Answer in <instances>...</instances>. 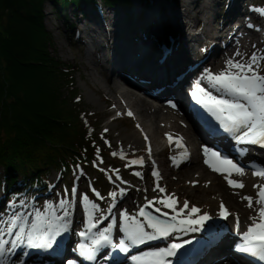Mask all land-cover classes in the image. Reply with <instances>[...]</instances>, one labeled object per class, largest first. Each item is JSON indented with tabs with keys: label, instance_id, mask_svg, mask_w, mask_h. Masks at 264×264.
I'll use <instances>...</instances> for the list:
<instances>
[{
	"label": "bare ground",
	"instance_id": "6f19581e",
	"mask_svg": "<svg viewBox=\"0 0 264 264\" xmlns=\"http://www.w3.org/2000/svg\"><path fill=\"white\" fill-rule=\"evenodd\" d=\"M175 1L131 0L130 6L116 10L118 14L110 17L107 25L104 24V19L96 18L97 15L95 16V14L93 18H87L86 29L79 28V36L88 37L89 40H85V43L92 44L93 50L97 47V44H100L101 52H104L103 54L101 52L96 54L98 50L95 49V53L93 50L85 53V58L88 61H93V56H96L97 61L93 63L96 68L100 67L101 69L100 77L92 71H89L87 76L97 91L100 89L105 90L113 98L112 122L120 117L129 116L127 115L129 111L133 113V118L135 117L137 120L138 132L126 135L123 138L125 140L124 146L128 150L141 151L144 142L148 143L152 149L157 148L160 150L159 148L165 147L168 141L166 134L169 133L173 134L174 137H183L188 141L194 154V160L191 162V166H188L190 168L183 165L177 167L175 163L173 167H170L171 157L164 159L159 157L154 160L153 150L151 149V156L147 153L146 164H151L153 168L157 166L160 169L159 183L166 189L167 194L168 183L171 180L177 182L189 178L191 182L196 181L195 185L186 182L190 185L186 194L187 199L196 198L198 191L203 193L200 196L204 202L203 209L209 208L205 211H209V214L213 212L216 202L224 205L227 203L231 208L229 210L232 211L235 221L238 216L240 228L244 229L252 224L249 217H255L257 213L254 208L250 209L247 206L248 202L246 200H242L245 195L239 193L251 192L247 196L253 197L255 207V196L252 195L255 189L254 185L258 183L264 185V178L254 176L253 171H245L244 176L233 175L232 177V179L243 181L245 186L242 189L228 187L225 179L226 174L213 172L204 163L205 158L200 159L198 154L199 145L192 130L184 128L182 125L184 120H182L180 113L172 109L167 102H162L161 98L163 95L173 96L179 94L182 87L189 80L197 78L200 82L205 83L203 77L206 71L218 69L222 66L225 68L226 60L232 58L238 50L243 54L244 59H247L253 53L258 56L264 53V41L259 35L253 34L249 28V21L256 16H260V13L256 8L246 9L247 5H242V3L247 0H226L229 6L226 21L216 26L219 17L218 14L217 16L214 14V11L221 8V2L207 0L203 3V0H189L191 2L187 4L188 0H178L179 7H177ZM86 6L91 10V5ZM83 12L86 13L87 11L84 9ZM201 22L204 23V27L199 31L198 24ZM172 31H176V37L174 38L175 35H173L174 40L172 38L173 43L164 42L163 36ZM94 34L104 35V38L98 40V38L93 37ZM194 34H200L201 37H195ZM203 37L211 41L205 43L207 46L202 53L201 49H197V45L202 43L201 39ZM219 42H226L225 49L220 46ZM88 49H91V47L89 46ZM152 54L158 55V62L152 61ZM104 55L109 58L108 68L105 66L106 57ZM112 55L113 57H111ZM200 56L201 59L204 58L203 61L201 63L199 61V67L193 69L196 58ZM64 57H67L66 52H64ZM235 58L237 60L241 59L239 56ZM181 74L186 75L183 81L178 80V76ZM155 76L162 80L164 78L163 82H156ZM112 79L115 82L113 84ZM143 79L147 80V85L141 82ZM145 136L148 137L147 140H145ZM170 150L179 159L178 154L181 150L173 144L171 147H166L164 151ZM179 169L185 170H181V179L173 175V172L175 170L180 171ZM164 181L166 183H163ZM137 192L139 197L137 198L140 199L141 203H144L150 196L145 189ZM125 193L131 194V190L126 189ZM143 193L148 196L140 198ZM156 194L158 196L162 195V193ZM161 207L163 206L161 205ZM178 207L180 206L178 205ZM80 217L82 223L88 220L86 213H83ZM82 223L78 222L76 228L68 230L67 233L75 235ZM225 227L223 221H220L216 227L217 230L210 236L216 235L219 228ZM235 233L236 229L234 227L221 233V238L224 237L223 241L220 239L216 246L211 247V250L209 249L215 259L221 257V251L223 254L230 253L229 243ZM119 234L123 236L121 230ZM204 264H208L207 259L204 260Z\"/></svg>",
	"mask_w": 264,
	"mask_h": 264
},
{
	"label": "snow or ice",
	"instance_id": "6c2138e0",
	"mask_svg": "<svg viewBox=\"0 0 264 264\" xmlns=\"http://www.w3.org/2000/svg\"><path fill=\"white\" fill-rule=\"evenodd\" d=\"M257 11L264 15V9ZM236 56L241 57V59L237 60ZM262 62H264V56L253 53L245 60L243 54L238 50L232 58L226 60L225 68L219 73L206 71L203 81L207 87L202 86L201 82L198 81L192 92V98L195 102L210 114L219 123V126L239 144L264 147V68H262ZM170 106L176 108L174 103H170ZM127 115L132 116L133 113L129 111ZM166 137L170 146L174 142L175 147L182 150L178 154L179 159L176 156L171 157L178 167L190 156L184 144V138H174L173 134L170 133L166 134ZM147 139L148 137L145 136V140ZM151 151L149 146V156H151ZM202 151L205 157L204 163L213 172L226 174L225 179L229 186L241 189L245 186L243 181L232 179L233 175H245L243 166L211 147L203 146ZM247 151L246 148L241 149V154ZM121 158H125L123 154H121ZM143 164L144 159L139 158L131 160L127 166H142ZM114 172L116 178L120 179L119 170H114ZM152 174L157 178L156 189L160 193H166V189L159 184L161 175L159 171L154 169ZM134 175L141 176L142 174L136 172ZM253 175L264 178V166L253 167ZM191 183L195 185L197 182ZM254 187L258 188L255 207L253 197L244 196L242 200H246L247 206L250 209L254 208L257 215L249 217L252 224L242 233L241 243L237 245L236 250L255 258L259 264H264V185H254ZM125 191L126 189H120L119 194L123 195ZM72 195L73 197L76 195L75 188L72 189ZM109 195L115 199L118 193L111 192ZM96 196L100 197V194L96 193ZM81 202L88 217V223L86 231H81L79 235L84 238L91 234V244L81 243L79 252L88 261H93L97 251L105 245L118 248L120 252L128 253L133 246L144 245L162 238L167 239L173 234L186 235L199 232L205 229L209 221L213 220V217L208 213H201L200 208L194 205L189 207L187 200L183 202L182 207H178L179 201L175 194H165L162 198L148 200L135 215H129L126 211L122 212L123 223L120 230L127 243L125 239H121L119 243L114 244L111 233L115 221L113 220L108 227L99 230L98 233L93 232V229L98 228L101 220L107 217L102 216L100 219H96L95 213L100 211L99 206L86 195L81 198ZM21 204H24L23 200ZM155 204L162 205L174 214L161 212L160 207H155V213H159V215H154L148 209ZM72 207V201L62 199L57 205L47 203L43 211L33 208L31 213L14 212L8 221H0V264H9L10 257L14 256L22 246L29 249H51L57 237L69 230ZM58 212L61 214H57ZM29 215L32 216L31 221L28 219ZM229 215L228 209L221 203L219 217L227 220ZM236 224L238 228V216ZM7 237H11V239ZM191 243V240H185L183 243H171L166 248L133 255L130 259L134 264H171L167 258L175 256L185 244ZM27 255L28 253L25 251L23 256ZM20 264H23V260L20 261ZM68 264H73V261H68Z\"/></svg>",
	"mask_w": 264,
	"mask_h": 264
},
{
	"label": "trees",
	"instance_id": "16d2710c",
	"mask_svg": "<svg viewBox=\"0 0 264 264\" xmlns=\"http://www.w3.org/2000/svg\"><path fill=\"white\" fill-rule=\"evenodd\" d=\"M47 1L0 0V170L11 202L19 187L22 194L43 191L53 183V172L68 180L73 169L86 173L95 159L109 154L98 136L100 119L84 109L76 93L72 67L51 53ZM51 1L60 6L59 17L69 4H96ZM102 1L109 7L130 4Z\"/></svg>",
	"mask_w": 264,
	"mask_h": 264
},
{
	"label": "rangeland",
	"instance_id": "374dc122",
	"mask_svg": "<svg viewBox=\"0 0 264 264\" xmlns=\"http://www.w3.org/2000/svg\"><path fill=\"white\" fill-rule=\"evenodd\" d=\"M205 1L207 0H203ZM211 1V0H210ZM216 1V0H215ZM98 4H102L101 0H98ZM191 1H187V4ZM212 2V1H211ZM221 2L222 6L219 9H215L214 14L219 17V21L216 22V26H219L222 21L225 20V13H227V9L229 8L226 0H217V3ZM176 6L179 7L178 1H175ZM131 4V2H130ZM201 4V2H200ZM227 4V5H226ZM246 4V9H264V0H247L242 3V5ZM73 4H69L66 9L67 11V22L64 21V16L59 17L58 9H60V6L56 5L55 2H52L51 0L47 1L44 5V11H45V25L47 30L50 32L53 42H52V48L51 53L54 57L58 58L62 63H64L67 67H72L73 75H74V85L76 93L79 94V96L82 98L83 107L86 111H88L90 114H93L96 119H100L101 121V130L99 131V135L101 138L102 143H104L106 150L108 151V155L104 158H97L89 167L87 168L86 174L81 175L78 171L72 170L70 173V178L73 177V186L76 184L80 185V195L78 199V204L81 205V210L85 211L84 206L81 202V198L83 196H87L90 200L95 202L98 206L100 211L96 212L95 215H104L106 212L108 213V205L110 204H118V201L122 199V205H121V211L119 212V217L117 218L118 222L121 224L123 223L121 213L127 212L129 215H135L139 208L141 206H144L145 204H142L140 199H138V192L139 190L145 189L148 191V194L150 195L148 197V200H154L162 198L167 193H162V195L158 196L156 193H160L158 189H156V183L157 178L153 176V170L157 169V167H151V164H146V161L148 159L147 153L149 144L145 143L143 144V147L141 148V151L133 152L131 150H128L124 146L125 140L123 139L124 136L132 134L134 132H138L139 127H137V120L135 117L133 118L130 116L127 117H120L117 120L112 122L113 118V112H112V99L111 96L106 92L105 90H99L97 91L93 85V83L88 78L89 71L95 72L99 77L101 73L100 67L96 68L95 64L97 58L96 56H93V61H88L85 58V53L87 51L93 50L92 44H88L85 46L84 40H89L88 37L84 36L82 37V41L77 42V37L79 35L78 30L79 28L86 29V24L88 23L89 18H93L94 14L96 18L104 19V24L107 25L108 19L112 16H116L118 13L116 10H119L118 8H122L123 6H116V7H108L107 9L104 8V10L108 11L105 13V17L99 16L97 13V10H89L84 14L83 10L79 11L82 7L81 4L79 7L71 6ZM73 9H77L78 12H74ZM103 9V8H102ZM87 11V10H86ZM193 11V10H191ZM88 13V14H87ZM87 14V15H86ZM88 18V19H87ZM82 21V22H81ZM71 24H73L72 29L70 28ZM81 24V25H80ZM203 27V24H202ZM176 29V28H175ZM76 35V37H75ZM88 36V35H87ZM95 38L103 39L104 35L100 34H94ZM104 41V40H103ZM220 46L224 45V42H219ZM91 47V49H88V47ZM64 48V49H63ZM100 44H97V47L94 48L93 52L98 50V53L101 52ZM95 51V52H96ZM64 52L67 53V57H64ZM94 52V53H95ZM104 53V52H103ZM101 52V54H103ZM105 56V55H104ZM259 56H264V53L259 54ZM106 57V56H105ZM247 60V59H245ZM104 61V58H103ZM98 66V65H97ZM262 68H264V62H262ZM222 69H224V66L218 68V69H212L210 70L213 73H219ZM112 79V84L115 83ZM111 83V82H110ZM110 123V125H109ZM187 129V128H186ZM107 130V131H106ZM194 138L199 143L198 133H193ZM201 144V141H200ZM162 149V147H161ZM113 153H116V155H113ZM173 151H166L162 153L159 157L160 158H167L173 156ZM121 154L124 155V159L121 158ZM144 159V164L141 165H132L127 166L131 160L134 159ZM173 160L171 159V162L169 163L170 167H173ZM190 168V167H188ZM119 170V177L120 179L116 178V174L114 170ZM186 170V168H184ZM184 169H181L185 171ZM174 171L173 175L176 176V178L181 179L180 175L182 171ZM140 172L141 176H136L134 173ZM3 174V171L0 170V192H2L1 187V176ZM104 176V178H103ZM50 180L52 182H55L57 184L53 185L52 188H50V193L45 194V196L41 197L42 199H37L34 197V195L30 194L28 195L29 201L26 205H21L22 208H26L29 211L32 212L33 205H37L41 211L44 210L47 203H51L53 205H57L62 199H67L69 201L72 200V193H70L71 190V183L70 180L63 181L58 174L55 172L52 173L50 176ZM111 177V179H109ZM98 178V179H97ZM100 179L102 181L105 180L106 184V191L102 192L103 189H99V181ZM123 181V182H122ZM191 182V180L188 178L185 181H172L168 183L169 189L168 194H175L176 198H178L179 206H183V202L187 200L189 202V207L196 206L201 209V213L203 211L205 212L209 208L203 209V198L200 196L203 195L201 192H197L196 198H191V200L187 199V191L189 188V184L186 182ZM163 183H166L165 181ZM160 184V183H159ZM258 183L257 185H259ZM161 186V184H160ZM199 186V185H198ZM163 187V186H161ZM229 187V184H228ZM120 189H129L131 190V194L124 193L123 195H120ZM156 189V190H154ZM111 192H117L118 195L115 199H113L109 194ZM258 192V188L255 187L253 190V194L256 198ZM96 193H99L101 197H97ZM240 195H250L251 192H240ZM238 194V195H239ZM143 196H148L147 194H141L140 198ZM138 197V198H137ZM146 200V201H148ZM136 203V204H135ZM220 204L217 203L214 205V210L210 215L217 216L219 215L220 210ZM156 207H160L161 211L167 212V210L163 209L161 205L155 204ZM8 206V204L4 205ZM225 207L227 209L229 208L228 204H225ZM36 208V207H34ZM74 209L72 207L71 211ZM203 209V211H202ZM20 209H18L17 212ZM232 212L231 210H229ZM82 212V211H81ZM209 212V211H207ZM9 216H11L9 213H7ZM57 214H61L58 212ZM171 215V214H170ZM8 217V216H6ZM226 223L230 227L237 228L236 221L234 216L230 215L227 220H225Z\"/></svg>",
	"mask_w": 264,
	"mask_h": 264
}]
</instances>
